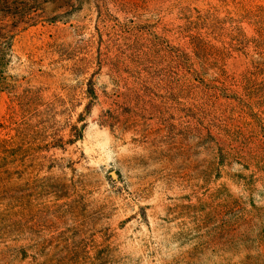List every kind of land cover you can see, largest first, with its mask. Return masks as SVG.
<instances>
[{
	"label": "rangeland",
	"instance_id": "1",
	"mask_svg": "<svg viewBox=\"0 0 264 264\" xmlns=\"http://www.w3.org/2000/svg\"><path fill=\"white\" fill-rule=\"evenodd\" d=\"M0 264H264V0H0Z\"/></svg>",
	"mask_w": 264,
	"mask_h": 264
},
{
	"label": "trees",
	"instance_id": "2",
	"mask_svg": "<svg viewBox=\"0 0 264 264\" xmlns=\"http://www.w3.org/2000/svg\"><path fill=\"white\" fill-rule=\"evenodd\" d=\"M87 95L89 97H91L92 100H90L86 104L85 110L83 112H81L80 116L77 119V122H83V124L81 126H78V124L75 123L73 125V127H72L71 134L73 135V137L70 138V140H69L72 143L77 141L78 139L83 138L84 129H85L86 125H87V123L84 122L86 120V116L84 115V113L87 114V115L91 113L93 105H94L93 98L97 97V94H96V91H95L94 82H93L92 79L88 82Z\"/></svg>",
	"mask_w": 264,
	"mask_h": 264
}]
</instances>
